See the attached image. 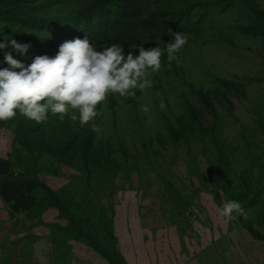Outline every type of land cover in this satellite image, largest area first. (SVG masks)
<instances>
[{"label": "rangeland", "instance_id": "1", "mask_svg": "<svg viewBox=\"0 0 264 264\" xmlns=\"http://www.w3.org/2000/svg\"><path fill=\"white\" fill-rule=\"evenodd\" d=\"M88 3L0 0V43L7 45L0 49V69L9 67L6 53L28 65L37 55L58 51L35 43L39 26L17 7L52 15ZM207 3L213 6L205 10ZM190 4L196 23L184 33L187 43L177 58L169 62L165 52L160 71L149 77L153 86L143 93L136 90L127 99L110 94L98 106L99 133L51 112L42 123L19 114L1 122L14 137L12 171L34 187L43 206L59 203L67 225L98 237L110 251L115 200L130 191L142 195L143 208L165 210L186 232L204 214L201 197L212 189L222 206L236 200L244 208V215L230 219L264 236L263 3L149 0L148 5L152 10ZM28 37L29 43L23 40ZM12 39L31 47L22 55L11 47ZM172 39L143 46L164 49ZM124 49L126 55L129 47ZM144 105L149 112L142 111ZM50 190L60 198L50 194L45 201ZM9 259L33 264L28 248L22 255L12 249Z\"/></svg>", "mask_w": 264, "mask_h": 264}, {"label": "crops", "instance_id": "2", "mask_svg": "<svg viewBox=\"0 0 264 264\" xmlns=\"http://www.w3.org/2000/svg\"><path fill=\"white\" fill-rule=\"evenodd\" d=\"M13 138L0 122V264L10 263L12 249L22 255L26 248L33 264H112L69 234L59 209L43 206L34 187L12 171ZM201 201L204 214L184 232L165 210L143 208L138 192L120 193L117 250L128 264H264V239L239 218L220 216L213 204L222 206V199L212 189Z\"/></svg>", "mask_w": 264, "mask_h": 264}, {"label": "clouds", "instance_id": "3", "mask_svg": "<svg viewBox=\"0 0 264 264\" xmlns=\"http://www.w3.org/2000/svg\"><path fill=\"white\" fill-rule=\"evenodd\" d=\"M168 34L173 39L164 49L158 44L146 49L141 43L130 46L126 55L124 46L115 43L98 50L86 35L61 43L55 56H35L28 65L6 53L4 61L9 67L0 69V122L13 120L19 114L42 123L51 112L58 114L61 121L69 116L73 126L79 121L81 127L89 125L99 133L95 124L100 115L98 106L110 94L127 99L135 97L136 90L143 93L153 86L149 77L160 71L165 52L169 62L177 58L187 37L171 28ZM9 43L22 55L31 47L15 39ZM6 47L0 43V49ZM142 111L149 112V107L142 106ZM219 214L231 218L234 214L244 215L245 210L240 202L226 200Z\"/></svg>", "mask_w": 264, "mask_h": 264}, {"label": "trees", "instance_id": "4", "mask_svg": "<svg viewBox=\"0 0 264 264\" xmlns=\"http://www.w3.org/2000/svg\"><path fill=\"white\" fill-rule=\"evenodd\" d=\"M82 2L84 0H69ZM89 3L69 12L54 13L52 15L37 14L24 7H17L16 12L37 23L41 35L34 37L35 43L43 44L50 48L59 49V45L67 40L75 38L83 39L85 35L97 48L111 44H120L124 47L149 44L156 41L172 39L168 34L169 28L173 31L185 33L196 23L195 4L184 7L157 8L150 10L149 0H87ZM213 3H207L203 9H209ZM3 10V7L0 11ZM43 32V33H42ZM17 39V38H16ZM9 40V39H8ZM29 43L32 37L24 38ZM19 70V69H17ZM217 197H220L215 191ZM54 196L58 200L59 193L49 191L48 196ZM54 206L59 209L60 217L62 208L57 202L46 206ZM67 217V216H66ZM178 224V223H177ZM69 234L77 239L88 242L97 251L106 256L112 264H128L117 250V238L114 231V215L112 218V233L110 241H107L112 251L102 244L94 235L85 233L80 229L75 231L69 224L66 227ZM254 232V231H253ZM75 233V235H74ZM259 238H263L254 232Z\"/></svg>", "mask_w": 264, "mask_h": 264}]
</instances>
